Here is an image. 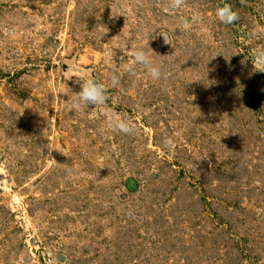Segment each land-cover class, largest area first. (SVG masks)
Listing matches in <instances>:
<instances>
[{
  "label": "rangeland",
  "instance_id": "374dc122",
  "mask_svg": "<svg viewBox=\"0 0 264 264\" xmlns=\"http://www.w3.org/2000/svg\"><path fill=\"white\" fill-rule=\"evenodd\" d=\"M169 3L0 0V264H264V0ZM149 33L156 81L123 70Z\"/></svg>",
  "mask_w": 264,
  "mask_h": 264
},
{
  "label": "clouds",
  "instance_id": "9594fccd",
  "mask_svg": "<svg viewBox=\"0 0 264 264\" xmlns=\"http://www.w3.org/2000/svg\"><path fill=\"white\" fill-rule=\"evenodd\" d=\"M180 4L181 0H170L168 7L174 9ZM214 15L216 20L224 25H231L238 19L237 13L227 4L218 5L215 8ZM196 18L197 17H194V19ZM150 34L151 33L147 35L143 47L133 48L130 51L131 61L123 70L132 72L136 67H140L146 73L147 77L156 81L162 78L161 67L155 63L152 56L145 51V49H149L147 47V40L150 38ZM159 34L164 38L165 42L169 43L167 31H162ZM253 58L258 65L256 71L264 73V47L255 49L253 51ZM119 77L120 73L116 71L110 73L109 82L113 87L118 85ZM106 92L107 89L104 84L98 83L92 78H88L82 83H79V91L74 93V98L69 103L77 108L81 105L87 108L91 105V108H95L96 115L103 120L104 131L106 132L125 135L134 133L135 127L131 119L127 116L115 113L108 107ZM162 144L164 147H169L173 144V139L171 137H165L162 139Z\"/></svg>",
  "mask_w": 264,
  "mask_h": 264
}]
</instances>
